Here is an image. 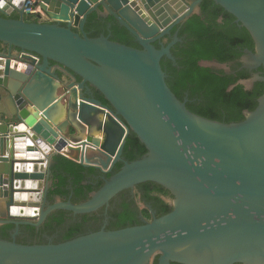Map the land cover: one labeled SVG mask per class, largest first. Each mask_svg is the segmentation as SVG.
I'll return each mask as SVG.
<instances>
[{"label":"water","instance_id":"obj_1","mask_svg":"<svg viewBox=\"0 0 264 264\" xmlns=\"http://www.w3.org/2000/svg\"><path fill=\"white\" fill-rule=\"evenodd\" d=\"M25 1L0 0V100L8 112L0 121V226L15 227L10 241L0 239V264H264V89L240 122L203 118L171 92L160 67L162 58L174 61L177 35L154 46L199 15L203 0H33L45 20L24 13ZM211 1L254 44L241 65L262 71L238 84L264 85V0ZM92 15L113 19L139 48L110 33L89 37ZM199 65L229 73L216 61ZM92 89L108 104L89 96ZM130 133L146 153L126 162ZM39 154H47L45 168ZM56 154L110 177L80 204L58 196L50 203ZM148 182L170 194L169 213L56 244L16 242L19 226L37 229L57 210L91 215Z\"/></svg>","mask_w":264,"mask_h":264},{"label":"trees","instance_id":"obj_2","mask_svg":"<svg viewBox=\"0 0 264 264\" xmlns=\"http://www.w3.org/2000/svg\"><path fill=\"white\" fill-rule=\"evenodd\" d=\"M190 2L191 0H183ZM17 18V16H12ZM235 18L224 12L211 0H203L200 4L199 15L191 16L186 22L175 27L170 41L175 34L181 40L170 53L175 62L163 59L160 67L166 74V84L178 100L186 97L185 107L192 113L206 119L234 123L244 119V111H252L257 106V100L262 95L263 83L255 82L251 90L238 84L248 80L253 73L242 68L241 59L245 50L254 51V44L249 33L235 24ZM111 25L110 29L107 26ZM85 31L89 37L108 35L111 40L133 48H139L133 38L124 28L113 19H97L95 15L88 18ZM177 44V43H176ZM2 50L0 44V51ZM202 61H216L225 65L229 73L222 69L201 67ZM259 68L256 72H261ZM231 88V89H230ZM97 99L104 105L101 95ZM146 153L144 146L133 133L127 137L122 158L126 162L141 158ZM117 164L113 173L121 168ZM99 172L82 166L62 155H55L50 165V179L52 188L47 200L52 203L58 196L63 201H71L77 205L89 199L90 194L96 192L103 184L102 180H95ZM110 175H105L108 178ZM144 187L142 199L153 202L157 206L156 217L169 213L172 208L164 202L162 197L170 198V194L154 183L141 184ZM153 188V189H151ZM156 191H155V190ZM153 193L156 195H153ZM160 196H157V194ZM121 195V194H120ZM103 210L90 215L73 216L71 212L57 210L51 213L39 228L19 226L16 242L24 245L53 244L65 242L73 238L100 230ZM108 224L106 230L113 231L140 225L139 215L148 217L147 210H139L133 202L122 198L121 202L112 210H108ZM13 225L0 226V239L11 240ZM157 264V259L153 261Z\"/></svg>","mask_w":264,"mask_h":264},{"label":"flooded vegetation","instance_id":"obj_3","mask_svg":"<svg viewBox=\"0 0 264 264\" xmlns=\"http://www.w3.org/2000/svg\"><path fill=\"white\" fill-rule=\"evenodd\" d=\"M169 37V36H168ZM174 37V36H173ZM173 37L172 38H170V41L168 40V39H166L167 37H165V38H162L161 40H159L158 42H156V43H154V46L157 48V49H159L160 48V45H164V46H166V45H168V44H170L171 42H173ZM177 43V44H176ZM172 47L173 48H175V46H177L178 45V43L179 44H181V43H183V42H181V40H179L178 42H176ZM171 47V48H172ZM170 48V49H171ZM163 59L164 58H162L161 60L163 61ZM166 59V58H165ZM168 60V59H167ZM170 61V60H169ZM161 62V61H160ZM171 62H175V60L174 61H171ZM249 72H255V73H257L256 72V70H248ZM255 73H253V74H255ZM71 80V79H70ZM79 80L77 79L76 80V82H78ZM87 94L88 93H85V95L87 96ZM97 94H98V92H96V91H94L93 89L91 90V93H90V95L89 96H91V97H93V98H95V99H97ZM98 100V99H97ZM104 176L105 175H102V174H97V176L96 177H94V179L95 180H102V178H104ZM151 189H153V188H151ZM155 190V189H154ZM156 191V190H155ZM142 192H144V187H140V185H137V186H135L132 190H128V191H125V192H123V193H121V195L119 194L117 197H114V199L110 202V204H109V207L107 208V209H105V208H102V209H100L99 211H101V210H103V213H102V215H103V219H102V223H101V225H100V229L102 228V227H104L105 228V230H106V226H107V224H108V210L110 209V210H112L114 207H116L120 202H121V200H122V198H124V199H126L127 201H132L133 202V204H135V206L136 207H138V209L139 210H147V212H148V217L146 216V215H144V214H140L139 215V222H140V224H142L143 222H142V219H144V220H146V221H149L151 218H152V216H154V217H156V215H157V206L155 205L154 206V204H153V202H149V201H145L144 199H142ZM157 194V196H160L161 197V195L160 194H158V193H156ZM153 195H155L154 193H153ZM156 196V195H155ZM163 198V200H164V202H166V201H168L170 198H167V197H162ZM167 203V202H166ZM168 204V203H167ZM99 211H97L96 212V214L97 215H100V214H98V212ZM73 215V214H72ZM73 216H75V215H73ZM90 216H92V215H90Z\"/></svg>","mask_w":264,"mask_h":264},{"label":"built area","instance_id":"obj_4","mask_svg":"<svg viewBox=\"0 0 264 264\" xmlns=\"http://www.w3.org/2000/svg\"><path fill=\"white\" fill-rule=\"evenodd\" d=\"M22 8H23V11H24V13H27V15L29 14L30 16L31 15H35V14H37L38 13V11L36 10V8L37 7H35L34 6V1L33 0H26L24 3H23V6H22ZM33 60H35L36 62H37V60H38V58L36 57V56H34V55H32V56H30ZM35 154V153H34ZM37 154V153H36ZM41 156V158H40V160H41V162H42V165H43V167L45 168V165H46V156H47V154H45V155H40ZM39 156V157H40ZM34 210V209H33ZM33 210H32V212H31V216L29 217V218H36V217H38V209H36V211H35V213L33 212Z\"/></svg>","mask_w":264,"mask_h":264},{"label":"crops","instance_id":"obj_5","mask_svg":"<svg viewBox=\"0 0 264 264\" xmlns=\"http://www.w3.org/2000/svg\"><path fill=\"white\" fill-rule=\"evenodd\" d=\"M36 10L38 11V13L35 14V15H31L30 17L35 19L36 16L40 15V16L43 17V20H45V18H46L45 14L38 7L36 8ZM13 16H16V15H13ZM1 93H2V91L0 89V94ZM4 118L5 119L8 118V112H7V110H6L5 106H4V103H3V107H0V121L4 122ZM69 154H72V153H69ZM39 156H40V154H39ZM40 158H41V156H40Z\"/></svg>","mask_w":264,"mask_h":264},{"label":"rangeland","instance_id":"obj_6","mask_svg":"<svg viewBox=\"0 0 264 264\" xmlns=\"http://www.w3.org/2000/svg\"><path fill=\"white\" fill-rule=\"evenodd\" d=\"M0 107H3V102L0 100Z\"/></svg>","mask_w":264,"mask_h":264}]
</instances>
